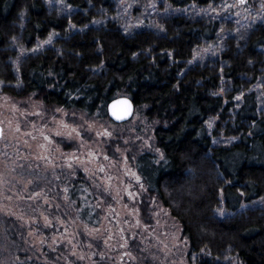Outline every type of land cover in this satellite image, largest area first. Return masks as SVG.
<instances>
[{"label":"trees","instance_id":"obj_1","mask_svg":"<svg viewBox=\"0 0 264 264\" xmlns=\"http://www.w3.org/2000/svg\"><path fill=\"white\" fill-rule=\"evenodd\" d=\"M165 1L174 11L128 33L116 0H0V95L109 122L108 104L132 99L134 117L113 123L138 115L152 129L156 151L135 161L145 203L179 222L195 264H264V22L192 13L221 0ZM61 186L79 220L100 225L89 184ZM17 251V264H47Z\"/></svg>","mask_w":264,"mask_h":264},{"label":"rangeland","instance_id":"obj_2","mask_svg":"<svg viewBox=\"0 0 264 264\" xmlns=\"http://www.w3.org/2000/svg\"><path fill=\"white\" fill-rule=\"evenodd\" d=\"M116 4L115 18L128 33L153 27L174 11L165 0ZM194 12L254 26L264 22V0H221L218 8L193 5ZM216 48L203 49L200 58ZM0 126V232L8 227L17 233L10 245L0 239V264H17V249L47 264H195L179 222L155 199L145 203L147 189L135 161L141 152L156 150L152 129L140 116L121 127L49 108L34 97L0 95ZM78 179L97 198L98 226L79 220L61 196V185ZM51 180L56 189L48 187Z\"/></svg>","mask_w":264,"mask_h":264},{"label":"water","instance_id":"obj_3","mask_svg":"<svg viewBox=\"0 0 264 264\" xmlns=\"http://www.w3.org/2000/svg\"><path fill=\"white\" fill-rule=\"evenodd\" d=\"M109 118L117 123L122 124L130 121L135 115V105L132 99L128 97H119L112 100L107 106ZM115 113V114H114ZM3 130L0 126V138Z\"/></svg>","mask_w":264,"mask_h":264},{"label":"snow or ice","instance_id":"obj_4","mask_svg":"<svg viewBox=\"0 0 264 264\" xmlns=\"http://www.w3.org/2000/svg\"><path fill=\"white\" fill-rule=\"evenodd\" d=\"M115 114V113H114Z\"/></svg>","mask_w":264,"mask_h":264}]
</instances>
